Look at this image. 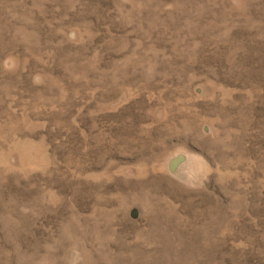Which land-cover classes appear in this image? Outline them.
<instances>
[{"label": "rangeland", "instance_id": "obj_1", "mask_svg": "<svg viewBox=\"0 0 264 264\" xmlns=\"http://www.w3.org/2000/svg\"><path fill=\"white\" fill-rule=\"evenodd\" d=\"M0 264H264V0H0Z\"/></svg>", "mask_w": 264, "mask_h": 264}]
</instances>
